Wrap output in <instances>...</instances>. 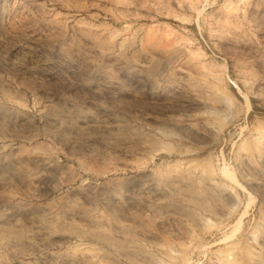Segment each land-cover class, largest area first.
I'll return each mask as SVG.
<instances>
[{
  "label": "rangeland",
  "instance_id": "374dc122",
  "mask_svg": "<svg viewBox=\"0 0 264 264\" xmlns=\"http://www.w3.org/2000/svg\"><path fill=\"white\" fill-rule=\"evenodd\" d=\"M0 264H264V0H0Z\"/></svg>",
  "mask_w": 264,
  "mask_h": 264
}]
</instances>
